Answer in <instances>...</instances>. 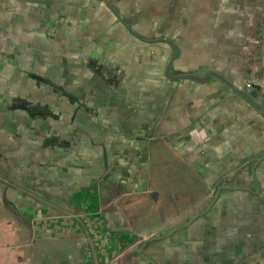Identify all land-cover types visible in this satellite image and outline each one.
<instances>
[{
    "label": "crops",
    "instance_id": "1",
    "mask_svg": "<svg viewBox=\"0 0 264 264\" xmlns=\"http://www.w3.org/2000/svg\"><path fill=\"white\" fill-rule=\"evenodd\" d=\"M155 4L146 34L165 39L162 60L160 45L125 52L119 17L94 0H0V264H149L140 237L225 183L254 192L221 193L194 237L145 253L234 264L263 249L261 110L230 85L264 75V0ZM57 11L76 22L61 46L46 33Z\"/></svg>",
    "mask_w": 264,
    "mask_h": 264
},
{
    "label": "flooded vegetation",
    "instance_id": "2",
    "mask_svg": "<svg viewBox=\"0 0 264 264\" xmlns=\"http://www.w3.org/2000/svg\"><path fill=\"white\" fill-rule=\"evenodd\" d=\"M96 1V7L98 10L97 11H102L103 14L105 15H111V17L118 18L119 20H116L118 26L122 28L120 33H118V37L116 38H123L127 44L125 47V52H135L139 48L140 54L143 56L144 59L148 58V53L147 49L151 46L154 45H160L158 47L159 53L161 54V60L164 55L163 52V45H165V39H163L162 36L160 37H151L148 36L147 33V27L149 25L148 20H147V11H148V5H149V11L155 9L157 4L154 5V2L156 0H94ZM93 6V4H92ZM95 6V5H94ZM57 6H55L56 8ZM151 8V9H150ZM156 10V9H155ZM82 11V9H80ZM155 14V13H152ZM71 16V15H70ZM68 18L66 12L62 11H57L55 17L56 19H51L53 18V15H50L51 21L49 22V26L46 33L50 37H55L58 39L59 45L61 46L62 43V38H66L68 34H66L73 25L76 24L75 21H72V19ZM73 17V16H71ZM51 31V29H53ZM46 30V29H45ZM54 32V33H53ZM151 37L152 39L156 38L157 40H150L148 41L147 38ZM75 38H80L82 41L85 39V37H78L76 36ZM114 38V37H113ZM85 43V41H84ZM91 43V42H90ZM172 43V42H171ZM170 43V44H171ZM87 44V43H86ZM178 44H171V46L176 50V47ZM114 53H109L106 55V60H107V65L104 60V67L102 69H106L107 66H110L109 68L106 69V72H112L113 71V66L115 64V60H113V57L111 55ZM119 55V54H118ZM167 65V70L166 74L171 76L172 74L170 73V65L165 63ZM164 64V65H165ZM112 67V68H111ZM165 68H163L164 72ZM105 72V71H103ZM129 75L131 71H127ZM111 75V74H109ZM133 76V75H132ZM41 80L45 82V86L50 87L52 86V82L49 81L46 77L39 76ZM260 81H264V75L258 77V76H249L247 73L243 74V77L240 80V83H238L236 86L235 85H230L231 90H233L235 93L239 92L241 95L245 96L251 105L253 107H258V110L260 111V114L258 115V124L264 129V85L260 84ZM242 90L244 92H242ZM59 91L64 92V89H59ZM261 101V102H259ZM29 107H32L29 105ZM263 109V110H262ZM254 183H255V188L256 190L260 188L259 182L254 178ZM236 188H243L245 190H251V188L246 187V186H241V187H236L234 185H229L225 183L224 185H220L217 187L214 191L211 192L210 198L204 208L198 212L194 211V213L189 216L185 221L181 222L174 221L175 219H169L167 221L168 224H170L168 227L169 229L161 234H150L147 237H140V243L138 245V252L142 256L143 259H145L149 264H159L154 260V258L150 257L145 253V247H147L149 244L152 245L154 241L165 239L169 236H175V235H184L188 239L191 237L195 236V232L197 231V225L200 221L202 220H210L211 212L215 209L217 206L220 198L221 193L225 194V196H228L225 192L231 191L232 189ZM251 191L254 192L252 189ZM225 202V200H224ZM197 205V204H196ZM208 213V214H207ZM208 223V222H207ZM150 236H158V238H154L152 240H149L146 243H143L148 237ZM157 250V248H155ZM257 259L259 260L257 263L264 264V247L263 249L257 252V255H254L252 257H248L243 261H237L234 264H256ZM153 260V261H151Z\"/></svg>",
    "mask_w": 264,
    "mask_h": 264
},
{
    "label": "water",
    "instance_id": "3",
    "mask_svg": "<svg viewBox=\"0 0 264 264\" xmlns=\"http://www.w3.org/2000/svg\"><path fill=\"white\" fill-rule=\"evenodd\" d=\"M242 92H244L243 90H242ZM154 238H158V236H150V237H148L143 243H146V242H148L149 240H152V239H154ZM151 261H153V260H151ZM154 262V261H153Z\"/></svg>",
    "mask_w": 264,
    "mask_h": 264
},
{
    "label": "rangeland",
    "instance_id": "4",
    "mask_svg": "<svg viewBox=\"0 0 264 264\" xmlns=\"http://www.w3.org/2000/svg\"><path fill=\"white\" fill-rule=\"evenodd\" d=\"M260 84H261V85H264V81H260Z\"/></svg>",
    "mask_w": 264,
    "mask_h": 264
}]
</instances>
